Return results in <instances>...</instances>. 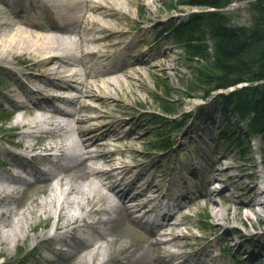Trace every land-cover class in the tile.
I'll return each instance as SVG.
<instances>
[{"label":"bare ground","instance_id":"1","mask_svg":"<svg viewBox=\"0 0 264 264\" xmlns=\"http://www.w3.org/2000/svg\"><path fill=\"white\" fill-rule=\"evenodd\" d=\"M39 3L50 7L53 17L49 23L37 20L40 16L37 19L24 18L15 11L9 13L6 8H0L1 60L9 56H25L30 67L42 71L34 77L36 91L32 93L35 95L45 93L62 97L63 93L74 91L73 83L80 76L76 67L85 64L83 59L75 57L76 52L81 57L94 58L95 69L87 71L86 79L83 80L87 99H78L83 104L80 110H61L48 104L50 100L40 95L47 105L35 103L34 106L39 110L35 116L26 118L25 112L16 116L13 128L22 138L17 144L23 149L40 147L35 140L41 134L39 137L48 141L44 145L45 149L58 148L65 164L58 173L49 177L39 176L35 183L27 185L38 183L40 189L32 192L31 206L26 211H21L18 204L10 208L11 213L0 228V245L15 246L19 241L27 240L30 231L34 233L32 241L37 246L52 242L66 245L65 239L57 238L53 233L64 231L65 234L74 235L77 232L83 235L85 242L76 245L75 260L71 264H107L105 257H110L115 244L123 256V262L119 264H208L212 260L208 257L191 259L189 256L184 262L176 261L187 251L204 244L210 239L209 236L222 234L225 235V248L230 252L237 249L240 254L243 244L236 242L232 231L223 227L235 219L257 218L263 224L260 234L264 235V170L258 164L240 168L241 175L236 182L241 194L239 198L227 196L222 203L213 198L216 191L218 194L227 191L217 188L211 190L215 181L220 180L218 176L209 182V190L201 191L212 205L210 219L215 226V233L208 232L204 237L193 234L190 229L187 234H183L186 218L175 221L178 214L164 219L159 226H148L142 216L156 215L155 209L150 211L148 207L161 199L163 189L159 185L150 184L134 196L117 190L140 164L131 165V159L122 147H126L128 152L140 151L130 147L134 145L135 139L126 141L124 138L128 134L121 137L124 122L107 120L115 118L112 108L119 107L135 93L128 92L125 87L143 76L141 70L146 68V61L138 57L116 62L111 58L121 48V54L128 50L127 37L131 35L132 28L126 29L120 20L131 19V6L150 11L156 0H39ZM169 21H173L172 18ZM60 52L63 53L62 58ZM172 56V52H165V59L160 60L159 65L166 64V59ZM6 64L11 66V63ZM62 78L66 82L57 83ZM22 91L27 92L24 89ZM83 111L95 115L83 116L80 114ZM73 133L75 137H71ZM131 158L136 162L135 157ZM4 163L10 168L18 165L13 160ZM216 164L218 166L222 162L219 160ZM105 166H110V169L104 170ZM34 168L38 169L36 164ZM230 170L231 167H226L224 172ZM116 177L122 178L117 187L118 181L112 182ZM137 184L132 182L127 190L132 191ZM24 185L25 180L14 175L1 176L0 196L14 201L29 191ZM149 194H152L150 198ZM244 195L251 196V199H245ZM141 198L146 200L141 201ZM198 204L195 203L196 206ZM4 208L0 206V217L5 212ZM53 217L54 230L36 232L43 218ZM119 223L126 227L120 234L116 231ZM136 228L144 232L143 236L138 234V241L133 239L137 234ZM235 231L244 239L251 235L252 229L243 231L237 228ZM139 241L150 243L134 248V244Z\"/></svg>","mask_w":264,"mask_h":264},{"label":"rangeland","instance_id":"2","mask_svg":"<svg viewBox=\"0 0 264 264\" xmlns=\"http://www.w3.org/2000/svg\"><path fill=\"white\" fill-rule=\"evenodd\" d=\"M186 1L156 0L150 11L133 5L131 6V19L120 20L121 25L126 29L132 28L131 35L127 37L128 51L126 53L131 56V59L143 58L146 61V68L141 70L143 76L125 87L128 92L135 91V93H132L119 107L112 108L115 118L107 120V122H124L125 127L121 137L128 134L124 138L126 141H130V138L135 139L134 145L130 147H135L140 151V153L128 152L126 147H122L131 159L129 161L131 165L140 163L139 167L128 175L123 185L129 188L132 182L138 184L130 193L122 190L123 187H117L116 184L117 190H122L123 194L134 196L150 184H156L163 189L161 194H167L172 204L180 200L177 198L178 193L180 195L188 194L189 198L182 201L185 204L181 208V212L176 215L175 221H180L182 217H185L183 222L185 228L182 233L187 234L190 229L193 234L204 237L208 232L215 233L213 232L215 226L214 221L210 219L212 205L201 194V191L209 190V182L218 176L220 180L215 181L211 190L217 188L219 191L222 189L227 191L221 194L216 191L213 198L218 203L224 202L227 196L239 198L241 194L237 190L236 182L241 175L240 168L258 164L260 169L264 170V160L261 138L248 132V124H239L236 117L223 114L225 107L223 94L228 95L239 89L241 85L226 91L213 92L207 99H203L204 91L192 90L194 82L192 68L197 63L187 55L184 46L177 43L174 33L170 30L172 26L186 21L191 14L204 11L202 8L190 5L181 6L180 2ZM0 8H6L9 13L22 10L20 15L24 18H37L35 17L38 16L37 9L49 12L53 16L50 7L39 3V0H0ZM30 9L31 11L34 9L35 13H30ZM224 11L232 16L235 24L249 26L251 23L249 2H235ZM51 16L49 20H52ZM170 18L173 21L170 22ZM165 52H172L173 56L167 58L166 64L161 66L159 61L165 59ZM76 56H80V53L76 52ZM82 59L87 64L78 65L76 69L80 74H84L86 79L87 65H89V61L92 64L94 58L82 57L79 60ZM6 63H11V66ZM14 72L25 75V79L30 84H34V77L42 73L41 70L30 67L25 56L14 58L9 56L5 60L0 58V177H11L14 174L12 169L5 165V161L19 162L17 158L7 153V151H15L7 141L17 143L22 140L17 134L18 131L13 128L16 116L25 112V117L31 118L39 112L23 97L25 91H22L20 79H18L20 76L15 75ZM21 80L25 83V80ZM73 85L77 89L76 94L80 100L87 99L83 86L77 83H73ZM39 95L48 97L43 93ZM56 103L59 102L55 99L48 104L56 106ZM82 105L81 101L75 102L70 109L77 111L81 109ZM163 105L173 110V113L166 114ZM203 107L204 115H202ZM80 114L83 116L95 115V113L87 111L80 112ZM206 114L209 115L206 116ZM155 116L165 117L166 121H173L180 127L174 129L172 125L164 123L162 125L160 122L164 120L157 119ZM131 132L133 133L129 134ZM71 137H75V134L73 133ZM64 139L67 137L64 136ZM47 142L45 140L43 146ZM162 142L172 143L174 146L166 151L159 148L160 144H165ZM131 156L137 159L136 162L132 161ZM219 160L222 164L217 166L216 163ZM226 167H231L230 172H224ZM108 169L110 166L104 167V170ZM248 172H252V170ZM116 180H118L117 177L112 182ZM26 189L29 191H25L20 198L14 201L11 198L0 196V206L5 207V212L0 217V228L3 227L4 221L10 215V208H13L14 204H18L21 211H26L31 206L32 192L35 189L39 190L40 184L26 186ZM176 190L179 192L171 198V191L175 192ZM151 196L152 194H149V198ZM38 197L42 198L43 196L38 195ZM244 198L251 199V196L244 195ZM141 199V201L146 200V198ZM245 199L243 200L246 201ZM196 202L199 203L197 206ZM159 204L157 200L148 208H157ZM54 221V217L43 218L36 232L54 230ZM223 227L232 231L236 242L243 244L240 254L237 253V249L230 252L225 248V235L222 234L187 251L176 263L184 262L190 256L191 259L206 257L212 259L211 262L208 261V264H238L239 262L264 264V235L260 234L263 231L260 229L263 224L257 218L242 221L235 219L230 223H225ZM236 227L243 231H246L247 228L252 229L251 235L244 239L240 238L235 231ZM125 228V225L119 223L116 226V231L120 234ZM29 233L27 240H21L15 246L0 245L2 251L0 264H71L75 258V254L61 249L63 247L60 244L54 242L39 246L36 243L33 244L34 233L31 231ZM74 233L76 234L72 235L74 237H72L73 240L70 239L71 243L83 244L85 242L83 235ZM142 233H144L142 230L137 229V234L133 239L138 241L140 238L138 234L143 236ZM148 243L139 241L134 244V248L147 246ZM221 248H225L226 251L220 252ZM207 253L210 256H207ZM122 257L119 254V246L115 244L110 257L106 255L105 259H107V264H119V262H123ZM5 260L8 262L4 263Z\"/></svg>","mask_w":264,"mask_h":264},{"label":"trees","instance_id":"3","mask_svg":"<svg viewBox=\"0 0 264 264\" xmlns=\"http://www.w3.org/2000/svg\"><path fill=\"white\" fill-rule=\"evenodd\" d=\"M235 2H249V26L235 24L224 11ZM180 4L204 10L170 28L177 43L197 63L192 68V90L204 91L203 99H207L213 92L247 83L223 94V114L236 117L239 124H248V132L261 138L264 160V0H187ZM162 107L166 114L173 113L167 106ZM157 119L164 120L162 125L180 127L165 117ZM162 143L159 148L166 151L174 146Z\"/></svg>","mask_w":264,"mask_h":264}]
</instances>
